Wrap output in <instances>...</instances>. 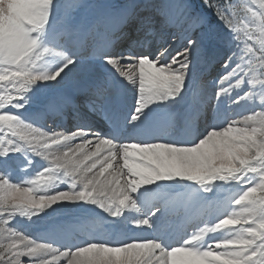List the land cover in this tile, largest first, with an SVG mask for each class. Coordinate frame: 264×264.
I'll use <instances>...</instances> for the list:
<instances>
[{
    "label": "snow or ice",
    "instance_id": "snow-or-ice-1",
    "mask_svg": "<svg viewBox=\"0 0 264 264\" xmlns=\"http://www.w3.org/2000/svg\"><path fill=\"white\" fill-rule=\"evenodd\" d=\"M203 8L0 0V264H264V0Z\"/></svg>",
    "mask_w": 264,
    "mask_h": 264
},
{
    "label": "rangeland",
    "instance_id": "rangeland-1",
    "mask_svg": "<svg viewBox=\"0 0 264 264\" xmlns=\"http://www.w3.org/2000/svg\"><path fill=\"white\" fill-rule=\"evenodd\" d=\"M87 2L92 4L114 6L118 8L129 3L130 0H87ZM187 2L194 5V12H204L210 17V23L206 22L203 26L199 27L196 31V35L200 36L204 40L205 45L209 46L210 48L220 47L222 44V38L224 36L222 25L217 20H215V18L207 9L203 8V0H187ZM143 15H147V13L141 12V16ZM155 46H157V42L154 41L153 47ZM213 61L214 59L209 57L201 58L195 63V66L191 70L192 91H190L189 93L190 99L192 98L193 93H195L197 98L211 97L215 88L214 81L218 77V74L222 71L219 63H216V66L214 68L215 71L212 73V76H210L209 78L204 77L206 75L208 65H210ZM86 73L87 66L84 70L74 74L69 80H67L64 86L70 88L72 84H74L77 80H81V78L85 77ZM67 215L69 214L61 213L58 219L64 218ZM47 223L48 222H41L33 225L29 229V231L33 233L42 231L45 228V224ZM141 235L146 234L144 233Z\"/></svg>",
    "mask_w": 264,
    "mask_h": 264
},
{
    "label": "bare ground",
    "instance_id": "bare-ground-1",
    "mask_svg": "<svg viewBox=\"0 0 264 264\" xmlns=\"http://www.w3.org/2000/svg\"><path fill=\"white\" fill-rule=\"evenodd\" d=\"M84 78H85V77L81 78V80H83ZM81 80H77V81L71 86V88L74 87V86H75L77 83H79ZM205 98H207V97H205ZM189 99H190V97H189ZM48 123H49V122H48ZM49 125H51V124L49 123ZM62 219H64V218H60V220H62ZM42 225H43V224H42ZM42 225H41V226H42ZM45 226H46V224H45ZM41 229H42V228H41ZM42 231H43V230H42ZM137 234H140V235H141V234H144V233H140L139 230H137Z\"/></svg>",
    "mask_w": 264,
    "mask_h": 264
}]
</instances>
